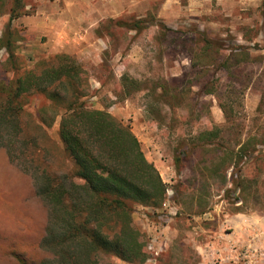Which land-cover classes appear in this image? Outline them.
I'll return each mask as SVG.
<instances>
[{
    "label": "rangeland",
    "instance_id": "obj_1",
    "mask_svg": "<svg viewBox=\"0 0 264 264\" xmlns=\"http://www.w3.org/2000/svg\"><path fill=\"white\" fill-rule=\"evenodd\" d=\"M90 1L86 10L82 0H26L30 14L12 22L15 52L28 68L62 51L76 57L90 83L87 104L130 125L158 169L165 200L156 208L136 204L132 213L149 251L143 264H264V0ZM9 18L0 15V35ZM137 18H148L146 28L129 29ZM239 45L250 60L228 59ZM6 56L0 49V64ZM124 74L138 89L125 92ZM59 121L49 132L63 159ZM207 130L217 136L196 139ZM244 142L251 154L223 164L222 155ZM47 222L33 177L0 148V264L50 256L40 245ZM228 250L237 256L223 258Z\"/></svg>",
    "mask_w": 264,
    "mask_h": 264
},
{
    "label": "trees",
    "instance_id": "obj_2",
    "mask_svg": "<svg viewBox=\"0 0 264 264\" xmlns=\"http://www.w3.org/2000/svg\"><path fill=\"white\" fill-rule=\"evenodd\" d=\"M26 5V0L9 4L0 0V15H10L0 35V49L7 53L0 64V148L31 174L36 193L48 208L40 245L50 256L36 262L16 258L20 264H119L113 257L143 264L149 251L144 233L134 223V206H161L167 184L147 159L131 126L87 104L90 83L76 57L59 52L40 58L31 68L23 64L15 52L12 22L30 14ZM147 23L148 18H137L128 28L141 30ZM204 42L209 47L217 43L210 38ZM243 48L232 50L228 59L250 60ZM160 86L165 93L167 87ZM123 87L130 93L138 89V81L124 74ZM205 92L213 90L205 88ZM165 103L170 105V100ZM221 107L229 115L228 108ZM58 117L63 159L55 156L59 146L49 132ZM215 136L207 130L196 139L211 141ZM251 152L248 143H241L235 154L222 155L223 164L230 158L226 166L236 165ZM219 167L214 171L219 172ZM233 184L244 190L243 181L235 179Z\"/></svg>",
    "mask_w": 264,
    "mask_h": 264
},
{
    "label": "crops",
    "instance_id": "obj_3",
    "mask_svg": "<svg viewBox=\"0 0 264 264\" xmlns=\"http://www.w3.org/2000/svg\"><path fill=\"white\" fill-rule=\"evenodd\" d=\"M80 1H81V0H80ZM82 1H83L82 4L85 5L84 8H85L86 10H88V8H89L88 5L92 4L91 1H90V2H89V0H82ZM171 1H178V0H171ZM190 1H191V0H190ZM168 2H169V1H168ZM192 2H193V1H191L190 3H192ZM83 5H82V6H83ZM165 5L167 6L168 4L166 3ZM85 9H84V10H85ZM92 10L94 11L93 6H92ZM81 11H82V9L80 10V19H82V18H81V14H82ZM52 16H53V15H52ZM47 17L50 18L51 16H48V15H47ZM89 18H92V20H93L95 17L92 16V17H89ZM86 20H87V19H86ZM62 52H64V51H62ZM244 225H245V226H244ZM247 225H249L248 222H243V223L240 224L239 227H240V229H244V228L247 229V228H248ZM252 228L254 229V227H252ZM234 232H236V231H234ZM234 232H233V233H234ZM249 233H250V232H249ZM240 241H241V243H243V244L246 243V244L252 245V246H254V247H255V246H258V242H255V238H254V237H252L251 240H250L249 238L242 237V238L240 239ZM227 248H229V247L227 246ZM227 248H226V249H227ZM236 253H237V252H236ZM236 253L233 254L232 251H229V250H228V252H227L225 255H223V258H228V259H231L232 257L234 258V257L237 256ZM252 255H255V254L252 253V254H250L249 256L252 257L253 259H255ZM230 257H231V258H230ZM253 259H252V260H253ZM252 263H253V261H252ZM253 264H255V263H253Z\"/></svg>",
    "mask_w": 264,
    "mask_h": 264
}]
</instances>
